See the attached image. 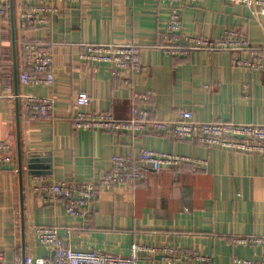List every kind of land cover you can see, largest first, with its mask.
I'll list each match as a JSON object with an SVG mask.
<instances>
[{"label":"crops","instance_id":"obj_1","mask_svg":"<svg viewBox=\"0 0 264 264\" xmlns=\"http://www.w3.org/2000/svg\"><path fill=\"white\" fill-rule=\"evenodd\" d=\"M46 2L59 12L46 26L22 31L19 21L25 5L14 0L16 55L11 15L0 16V143L10 146L14 157L13 163L0 165V254L5 264H23L27 257H54L53 249L36 239L37 228H58L64 246L76 251L126 257L133 245L155 250L142 252L138 264H234L236 258L264 263V245L235 241L264 238V156L176 141L159 131L131 135L77 130L72 122L73 103L86 93L93 113H110L119 121L131 120L137 106L161 122L177 121L180 112L190 111L200 123L264 125V71L237 65L236 60H249L246 52L166 55L157 47L166 42L175 4ZM43 4L37 0L32 6ZM230 29L244 34L252 47H264V16L253 15L246 6L224 0L183 6L186 35L219 39ZM24 32H29V38H19ZM22 41L52 53L56 68L52 87L21 84ZM85 44L139 46L148 72L125 71L114 78L110 65L81 60ZM136 94L150 95L139 102ZM28 97L52 98V117L26 114ZM142 149L191 157L203 166L149 172L134 185L107 188L101 184L115 155L136 158ZM55 182L99 186L87 219L69 216L65 202L52 204L45 194L34 192L37 186ZM165 250L173 253L164 254ZM196 256L207 260L199 263Z\"/></svg>","mask_w":264,"mask_h":264},{"label":"built area","instance_id":"obj_2","mask_svg":"<svg viewBox=\"0 0 264 264\" xmlns=\"http://www.w3.org/2000/svg\"><path fill=\"white\" fill-rule=\"evenodd\" d=\"M25 5L21 10L19 27L22 31L36 27H44L51 16L59 10L51 4L67 2L78 4L80 0H40L44 4L32 6L37 0H21ZM175 4L170 10L167 24L166 42L157 48L171 57H186L192 52H246L250 58L246 61L236 60L237 65L252 70L264 71V47L254 48L244 34L230 29L222 38L209 39L186 35L183 32V6L200 3L203 0H161ZM227 4L246 6L253 15L264 16V0H224ZM10 13L9 0H0V16L7 18ZM21 52L24 69L19 74L23 85H45L52 87L55 83V66L50 51L36 44L22 41ZM141 49L135 45L85 44L80 57L86 64L100 66L108 64L112 68L114 78H120L125 72L143 73L148 68L141 63ZM150 95V94H149ZM135 95L137 101H144L148 96ZM55 101L52 98L28 97L24 106L26 114L37 119H50L54 111ZM91 97L86 93L77 96L73 103L72 122L77 130L102 131L107 133L160 132L176 141H196L206 146H220L235 152L264 156V125H238L225 122L200 123L194 121L192 112L182 111L177 121L153 120L150 113L134 107V117L128 121L116 120L112 114H95L91 108ZM14 162L13 151L7 144L0 143V165ZM205 163V162H204ZM185 166L194 170L203 166V162L191 157L174 155L142 149L136 158L115 155L112 159L111 171L102 178L101 184L107 188L134 185L144 181L149 172H180ZM99 186L93 184L71 185L66 182H55L48 187H36V194H45L49 203L65 202L66 212L73 218L87 219L90 208L98 199ZM35 237L42 244L51 247L53 258L27 257L23 264H138L140 254L147 250L140 245H133L129 256H114L97 252H82L65 247L59 236L58 228H37ZM239 244L264 245V238L239 237ZM164 254L173 253L165 250ZM199 263L207 259L195 257ZM0 264H5L0 254ZM168 264H172L169 262ZM234 264H264L252 260L236 258Z\"/></svg>","mask_w":264,"mask_h":264},{"label":"water","instance_id":"obj_3","mask_svg":"<svg viewBox=\"0 0 264 264\" xmlns=\"http://www.w3.org/2000/svg\"><path fill=\"white\" fill-rule=\"evenodd\" d=\"M10 15H11V24H12L13 39H14L13 50H14V53L16 55V27H15V14H14V0H10ZM15 78L18 81V70H17L16 66H15ZM17 121H18V125H19V118H17ZM18 134H19V132H18ZM19 163H20V170H21L20 173L22 174V154L20 152V149H19ZM34 164H35L34 161L31 160L30 165H28L30 170L34 169V167H35ZM21 206H22V210H23L24 194H23L22 184H21Z\"/></svg>","mask_w":264,"mask_h":264},{"label":"rangeland","instance_id":"obj_4","mask_svg":"<svg viewBox=\"0 0 264 264\" xmlns=\"http://www.w3.org/2000/svg\"><path fill=\"white\" fill-rule=\"evenodd\" d=\"M23 36H27L29 38V32H24V34H22V35L19 36V38H21Z\"/></svg>","mask_w":264,"mask_h":264}]
</instances>
